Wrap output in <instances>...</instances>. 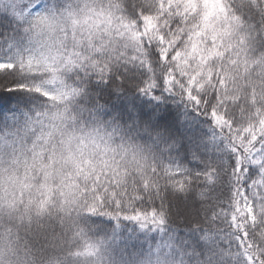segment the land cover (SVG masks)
I'll list each match as a JSON object with an SVG mask.
<instances>
[{"label": "clouds", "instance_id": "obj_1", "mask_svg": "<svg viewBox=\"0 0 264 264\" xmlns=\"http://www.w3.org/2000/svg\"><path fill=\"white\" fill-rule=\"evenodd\" d=\"M17 2L18 8L30 12L20 20L18 31L8 38L12 47H7L5 41L0 48H7L25 63L29 57L34 58L33 71L27 68L21 71L17 65L16 78L33 81L61 99L49 100L30 92L35 99L25 119L11 127L0 121V264H123L82 220L83 215L93 213L88 208L96 202L90 194L70 192L63 187L69 173L81 189L86 183L82 177H75L71 159L81 162L113 159L128 174L129 182L136 180L137 184L152 177L153 168L162 170V160L154 146L135 132L119 123L85 114L80 104L84 91L80 81L85 71L79 66H66L63 57L76 50L106 63L111 73L119 72L130 64L124 61L135 50L127 34H117V25L137 19L146 10V0ZM97 48H102L103 53L97 52ZM45 57L50 61L55 58L58 79L53 83H47L53 73L43 64H35ZM88 73L93 72L88 69ZM65 92L72 94L64 95ZM47 133L51 135L46 137ZM41 163L51 167L44 169ZM208 171L213 173L212 179L203 176L188 195L194 201L211 204L218 186L227 182L228 174L216 167ZM87 184L90 186L91 180ZM202 195L207 197L206 201H201ZM41 201H45L43 208ZM96 207L93 214L126 213L124 207L117 208L111 202ZM253 240L256 241L255 231ZM259 242L264 245V239ZM134 264H193V261L186 253L161 249L139 255Z\"/></svg>", "mask_w": 264, "mask_h": 264}, {"label": "snow or ice", "instance_id": "obj_2", "mask_svg": "<svg viewBox=\"0 0 264 264\" xmlns=\"http://www.w3.org/2000/svg\"><path fill=\"white\" fill-rule=\"evenodd\" d=\"M216 4H219L218 9ZM6 5L11 6L19 20L30 12V9L18 8L17 0H0V9ZM107 23L110 25L111 20ZM117 34H127L134 44L135 54L124 63L140 64L154 73L152 79L142 82L141 90L151 91L159 86L178 92L226 134L232 153L231 171L226 173L231 175L232 181L226 195L230 211L222 208L221 213L230 215L234 224L249 218L255 223L257 215H264V195H261L264 191V0H213L211 8L209 0H157L155 8L152 0H146V10L130 24L117 25ZM255 42H259L260 54L250 56ZM96 51L103 53L102 48ZM63 59L66 66H79L85 74L88 69L101 79L111 74L106 63L101 64L76 50L68 52ZM33 63L32 57L25 63L10 51L0 49V76L11 77L12 87L5 86L9 91L20 89L37 92L49 100H60V95L48 92L39 84L16 78L17 65L21 71L27 68L32 72ZM35 64H43L53 73L47 83L58 79L55 58L50 61L45 57ZM156 70L159 74H155ZM16 100L18 104L30 102L24 97H16ZM71 163L75 177H82L86 183L81 189L77 179L69 173L63 187L70 192L90 194L96 203L88 208L89 212L97 211L96 204L111 202L117 208L124 207L126 213L134 212L125 219L156 225L165 222L163 203L159 209L152 207L150 212L136 209V202L147 200L151 205L160 196V170L153 168L152 177L143 178L137 184L136 180L129 182L128 174L121 171L113 159H85L83 162L71 159ZM40 166L47 169L51 164L41 163ZM177 175L178 172L165 169L162 178L174 191L183 192L192 178L177 179ZM203 175L211 180L213 173L208 171ZM252 189L262 201L255 208L249 197ZM44 204L45 201H41L40 207ZM247 236L244 231L243 237ZM237 239L244 243L240 237Z\"/></svg>", "mask_w": 264, "mask_h": 264}, {"label": "trees", "instance_id": "obj_3", "mask_svg": "<svg viewBox=\"0 0 264 264\" xmlns=\"http://www.w3.org/2000/svg\"><path fill=\"white\" fill-rule=\"evenodd\" d=\"M20 23L22 21L14 15L11 6L0 9V43L8 41L7 47H12L8 38L18 31ZM252 48L249 55L255 53L259 56V42H255ZM0 49L7 52V48ZM155 74H159V70ZM153 75L147 67L133 63L104 79L87 73L80 81L84 88L80 104L89 118L99 116L119 123L151 143L162 160L161 178L163 170L167 169L178 172L177 179L191 177V183L185 191L176 192L162 178L160 196L151 205L147 200L136 202V209L149 212L152 207L159 209L163 203L167 219L162 225L125 219L126 215L134 214L131 210L119 216L89 213L83 215L82 220L93 234H98L106 242L123 264H134L139 255L161 249L186 253L193 264H264V245L259 242L264 239L261 235L264 233V215H257L255 223L249 218L234 224L230 215L221 213L222 208L230 211L226 195L231 175H228L226 183L218 186L211 204L194 201L188 195L202 182L203 174L209 168L216 167L230 173L232 153L226 134L178 92L159 86L151 91L141 90L142 82L152 79ZM10 81L11 77L0 76V121L9 127L29 115V107L35 99L27 91H9L8 87H12ZM16 97H24L30 102L18 104ZM45 135L47 137L51 133ZM254 193L255 189L249 191L255 208L262 201ZM206 200L207 197L202 195L201 201ZM89 216L93 219L89 220ZM244 231L248 233L246 238L243 237ZM237 237L244 243L241 244Z\"/></svg>", "mask_w": 264, "mask_h": 264}, {"label": "rangeland", "instance_id": "obj_4", "mask_svg": "<svg viewBox=\"0 0 264 264\" xmlns=\"http://www.w3.org/2000/svg\"><path fill=\"white\" fill-rule=\"evenodd\" d=\"M212 2H213V0H209V7L211 8V6H212ZM156 4H157V0H154V2H153V8H155L156 7ZM216 7H217V9L219 8V4H216Z\"/></svg>", "mask_w": 264, "mask_h": 264}]
</instances>
